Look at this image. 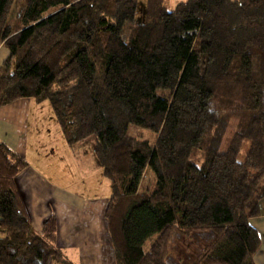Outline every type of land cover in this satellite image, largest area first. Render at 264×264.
Wrapping results in <instances>:
<instances>
[{
    "label": "trees",
    "instance_id": "trees-1",
    "mask_svg": "<svg viewBox=\"0 0 264 264\" xmlns=\"http://www.w3.org/2000/svg\"><path fill=\"white\" fill-rule=\"evenodd\" d=\"M140 1L0 0V106L48 100L69 146L94 156L116 264H169L175 232L211 240L190 264H256L264 0H146L137 22ZM27 167L0 140V264H69L56 218L32 223Z\"/></svg>",
    "mask_w": 264,
    "mask_h": 264
},
{
    "label": "crops",
    "instance_id": "crops-1",
    "mask_svg": "<svg viewBox=\"0 0 264 264\" xmlns=\"http://www.w3.org/2000/svg\"><path fill=\"white\" fill-rule=\"evenodd\" d=\"M8 54L7 47L0 44V66ZM0 140L28 162L17 181L36 230L42 232L45 220L54 216L57 245L68 260L74 264H116L106 216L113 194L111 182L92 154L74 152L69 146L52 106L34 98H20L0 106ZM66 158L72 161L67 163ZM64 164L72 173L82 172L85 166L83 179L97 173L105 177L98 176L95 183L87 185H98L91 197L80 195L56 181L55 173L63 171ZM251 223L262 237L254 261L264 264V199L261 214Z\"/></svg>",
    "mask_w": 264,
    "mask_h": 264
},
{
    "label": "rangeland",
    "instance_id": "rangeland-1",
    "mask_svg": "<svg viewBox=\"0 0 264 264\" xmlns=\"http://www.w3.org/2000/svg\"><path fill=\"white\" fill-rule=\"evenodd\" d=\"M21 0H16V4L19 3ZM177 1L179 0H170V7H173ZM146 0H141L140 1V8L139 12L137 15V22L145 21L146 17ZM163 93V92H161ZM45 104L48 106L50 102L48 100L44 101ZM129 132L131 135L138 136L141 138H154V133L147 128H143L137 125H131L129 128ZM67 163L69 161H72L70 158L65 159ZM57 161V159H56ZM58 161L61 162V160L58 159ZM82 172H87L85 169V166H83ZM71 169L69 166H66L65 164L63 165V171L61 172H56L55 177L56 181L64 186H68L69 188H72V190L80 193V195H87V196H92L94 191L98 190V185L97 187H87V185H91V183H95L94 180L98 176H104L101 173H97L93 175L92 177L88 178H82L84 175L82 172L79 173H72L70 171ZM105 177V176H104ZM83 179V180H82ZM104 180H107L106 178ZM152 185V177L150 175H146L143 185L141 186V189H144L146 187H151ZM211 240L207 236L206 238H201V236H198L196 234H192L190 236H183L180 235L179 232H175L171 236L170 243L168 245V253H167V261L169 264H190L193 262L196 253L202 251L205 247L206 244L209 243ZM152 242H149L147 244V248H150ZM67 257V256H66ZM68 259V258H67ZM69 264H74L71 260H68Z\"/></svg>",
    "mask_w": 264,
    "mask_h": 264
}]
</instances>
